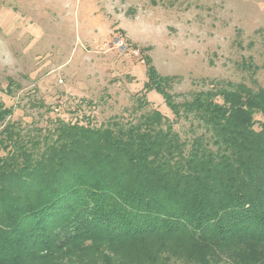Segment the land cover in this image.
<instances>
[{
	"label": "trees",
	"instance_id": "obj_1",
	"mask_svg": "<svg viewBox=\"0 0 264 264\" xmlns=\"http://www.w3.org/2000/svg\"><path fill=\"white\" fill-rule=\"evenodd\" d=\"M143 61L144 92L192 136L158 110L125 130L59 122L38 139L6 123L0 264H264V87L176 103L173 78ZM11 114L0 104V124Z\"/></svg>",
	"mask_w": 264,
	"mask_h": 264
},
{
	"label": "rangeland",
	"instance_id": "obj_2",
	"mask_svg": "<svg viewBox=\"0 0 264 264\" xmlns=\"http://www.w3.org/2000/svg\"><path fill=\"white\" fill-rule=\"evenodd\" d=\"M144 56L173 78L176 103L227 84L263 88L264 0H0V104L12 110L0 131L125 130L158 110L188 139L190 123L144 92Z\"/></svg>",
	"mask_w": 264,
	"mask_h": 264
}]
</instances>
